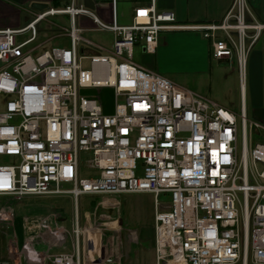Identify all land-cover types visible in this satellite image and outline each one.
I'll return each instance as SVG.
<instances>
[{
  "label": "built area",
  "instance_id": "obj_1",
  "mask_svg": "<svg viewBox=\"0 0 264 264\" xmlns=\"http://www.w3.org/2000/svg\"><path fill=\"white\" fill-rule=\"evenodd\" d=\"M118 1L110 0L109 20L83 0H69L24 27L0 28V94L7 98L0 156L16 160L0 166V197L18 203L71 195L76 206L72 252H41L29 242L26 262L0 264H122L114 256L83 262L79 200L129 193L154 195L155 264H264V124L250 122L244 106L239 115L134 56L137 44L156 53L163 32L198 31L214 59L236 60L243 89L264 19L252 13L248 0H235L220 21L181 24L174 12L149 0L136 7L130 24H121ZM57 15L69 17L59 39L69 38L70 45L41 51L43 45L34 44L38 23ZM81 17L92 22L90 30L113 35L109 49L83 36ZM105 90L114 95L109 113ZM161 196L168 198L165 208ZM12 210L3 207L2 219H13L14 226ZM62 216L55 211L39 218L38 227L52 244L66 246Z\"/></svg>",
  "mask_w": 264,
  "mask_h": 264
},
{
  "label": "rangeland",
  "instance_id": "obj_2",
  "mask_svg": "<svg viewBox=\"0 0 264 264\" xmlns=\"http://www.w3.org/2000/svg\"><path fill=\"white\" fill-rule=\"evenodd\" d=\"M125 1L127 0L118 1L120 14L126 10L123 9V3H125ZM125 8H128V6ZM125 15H127L128 18L124 19V21L121 20V23L130 24L132 22V16H130V14ZM105 16H110L108 9H105ZM50 19L55 21L56 26L51 30H48L47 28L41 30L43 34L41 33L36 43H34H41L43 45L40 48L41 51L51 49L57 45H70L69 38L63 37L59 39V34L64 32L62 28L70 26L69 17L67 15H57ZM86 25L93 27L92 22L91 24L88 23ZM184 31H172L176 33H173L171 42L168 45L163 42L161 44L162 49L156 56L143 52L142 45H137L134 53L135 60L145 65H151L158 59L162 68L160 71L167 74V78L184 88L194 91L235 111L240 115L242 107L241 83L236 60H234V63L232 64L228 62L218 63L213 57L210 58L208 52L209 42L200 32L192 30H187L191 32ZM103 34L102 31L90 29L83 32L84 37L90 38L96 43L108 45L110 42L109 40H104L102 37ZM167 34L169 33H166L165 36H167ZM262 36H264V33ZM93 53H95V51L90 50L89 55H92ZM82 64L85 68L90 67V61L87 59H84ZM246 80H249V64ZM102 95L105 102L106 113H109L114 105L113 92L105 90L102 92ZM6 101L7 98L0 94V113L4 112ZM246 114L250 122L254 121L251 109H248V113ZM238 123L239 127H241L240 118L238 119ZM253 137L252 140L258 138L255 132ZM238 150L241 154V131H239L238 135ZM15 161L16 160L12 157L0 156V166L12 164ZM51 197L54 196L32 197L37 201H32L31 204L33 205H28L25 209L30 214L43 215L48 212V209H50L47 206L48 203L55 207L64 208L65 216L60 217V220L61 224H64L69 231L67 247L63 249L55 248L54 250L55 252L69 253L74 249V216L76 206L72 197L69 195H62V197L58 199H53ZM116 197L118 200H114ZM116 197L105 195H83L80 197L79 221L81 231H83V234H81L79 239L81 258L83 259L85 255L88 256L90 254L88 232L95 230L100 231L99 240L102 236L101 238H103L104 243H106L108 237L111 238L112 236L117 240L116 242H118L117 244L119 246L116 244V247L119 249L118 254L121 255L120 258L122 264H155V262H151L155 260L154 252L148 249L146 243L139 241L136 238L137 235L141 236L146 230H152L151 227L154 224L155 217L154 195L152 193H129ZM167 199L166 196H161L160 201L162 206L166 205ZM14 204L15 202H13V200L7 197H0V259H2L1 256H9L6 245V235H8V231L13 228V219H10L9 222L2 219V208L7 205L12 206V218H15V214H17L16 226L22 227L21 225L24 216L26 215L24 211H17ZM163 208H165V206H163ZM87 211L88 213H86ZM112 222H115L116 224L113 226L107 225ZM115 226L117 227L116 229L114 228ZM111 239L110 241L112 242Z\"/></svg>",
  "mask_w": 264,
  "mask_h": 264
},
{
  "label": "crops",
  "instance_id": "obj_3",
  "mask_svg": "<svg viewBox=\"0 0 264 264\" xmlns=\"http://www.w3.org/2000/svg\"><path fill=\"white\" fill-rule=\"evenodd\" d=\"M93 1L95 2L94 11L104 19L109 20L110 16L109 17L105 16V9H108L110 14V7H111L110 0H93ZM35 2L47 3L49 4V7L42 11L37 10L32 7V4ZM58 2L60 3V5L59 7L56 8H62L69 2V0H58ZM148 2L149 0H127L125 1V3H123L124 5L123 9L126 10L121 14L119 12V2H118L117 4L118 22L121 23V20L124 21V19L128 18V16L125 14H130V16H132L133 18L136 7L147 4ZM234 2L235 0H156V6L158 10L174 12L177 16L178 22L181 24H195V23L217 22L222 20L224 16L227 14V12L232 8ZM248 3L252 13L259 19H264V0H248ZM126 6H128V8H125ZM52 7H55L53 6V0H0V28L24 27L30 20L34 18L36 14L49 10ZM51 17L53 16H47L45 19L41 20L38 23L39 37L42 33L41 30L45 28L51 30L53 29V27L56 26L55 21L50 19ZM80 23L81 24L83 23V25L87 28V30L92 28L89 27V25H86L88 23L91 24V21L85 17L80 18ZM173 31H177V30H173ZM179 31H184V30H179ZM184 32H191V31L186 30ZM103 33L104 34L102 37L104 38V40H109L110 43L108 45H104L101 43L99 44L109 49L113 42V35L110 32H103ZM166 33L169 34L165 36ZM173 33L176 32L171 31L170 33V31H167L161 34L160 43H159L160 45L157 49V52L152 54L153 56L154 55L156 56L160 53V50L162 49L161 44L163 42L167 45L171 42V37ZM142 51L145 52L143 46H142ZM208 52L211 58L212 56L210 54V43H209ZM216 61L218 63L227 62L226 60H216ZM138 63L145 66L148 69L163 74L166 77L168 76L164 72L160 71L162 70V68L160 66V61H158V59L155 63H152L151 65H145L141 62ZM241 103L242 106H244L246 113H248V109H251V114L253 116L254 121H259L264 124V36L260 37V39L255 44L251 52L250 60H249V80H246L243 89L241 87ZM69 196L72 197L71 195ZM60 197H62V195L54 196L51 198L58 199ZM34 199L35 198L29 197L27 199H24L25 200V201L23 200L24 202L21 201L14 204L15 209L17 208V211L18 210L24 211L26 215L24 216V220L21 225L22 227H20V226H16L17 214H15L14 226L8 231L9 232L8 235H6V245L9 256L8 257L1 256L2 259L0 260H4L7 262H26L23 251L25 250V244L26 243L28 244L29 242L33 248L35 247L36 250L41 252L46 251L50 248L52 253H60V252H55L54 249L55 248L63 249L67 247V245L61 246L57 244L56 245L52 244L51 243L52 238H50L51 237L50 234H48V232L45 230H40L38 227L40 222L39 218L51 215L55 211L60 212L63 216H65L64 208L55 207L54 205L48 203L47 206L50 209H48V212H46V214L33 215L30 214L25 208L28 205L32 206L33 205L31 204L32 201H37ZM114 200H118L117 197ZM86 213H88V211ZM154 223H155V219H154ZM114 224L116 223L112 222L111 224H107V225L113 226ZM62 225L64 226V224ZM114 228L116 229L117 227L115 226ZM151 228L152 230H146V232L142 233L141 236L137 235L136 238L137 240L146 243L148 249L154 252L155 260L151 262H156L154 224ZM99 234L100 231H95V230L88 232V238H89L88 244H89L90 254L88 256L86 255L84 256L83 262H96L107 256H114L118 258L120 262H122L120 258L121 255L118 254L119 249H117L116 247V244L118 243L116 242L117 240L113 236L111 237L112 239L108 237L106 241L107 243L106 245V243H104L103 241V238H101L102 236L100 237L101 241L99 240ZM109 238L112 240V242L110 241ZM117 246L119 245L117 244ZM12 248L14 250H12Z\"/></svg>",
  "mask_w": 264,
  "mask_h": 264
},
{
  "label": "water",
  "instance_id": "obj_4",
  "mask_svg": "<svg viewBox=\"0 0 264 264\" xmlns=\"http://www.w3.org/2000/svg\"><path fill=\"white\" fill-rule=\"evenodd\" d=\"M84 5L86 7H89L90 9L94 10L95 9V2L93 0H84ZM32 7L37 9V10H45L49 7V4L47 3H39L35 2L32 4Z\"/></svg>",
  "mask_w": 264,
  "mask_h": 264
},
{
  "label": "trees",
  "instance_id": "obj_5",
  "mask_svg": "<svg viewBox=\"0 0 264 264\" xmlns=\"http://www.w3.org/2000/svg\"><path fill=\"white\" fill-rule=\"evenodd\" d=\"M60 3L58 2V0H53V6L55 7H59Z\"/></svg>",
  "mask_w": 264,
  "mask_h": 264
},
{
  "label": "bare ground",
  "instance_id": "obj_6",
  "mask_svg": "<svg viewBox=\"0 0 264 264\" xmlns=\"http://www.w3.org/2000/svg\"><path fill=\"white\" fill-rule=\"evenodd\" d=\"M117 203V202H116ZM33 238V237H32ZM51 238V237H50ZM47 239V238H46ZM52 241V240H51Z\"/></svg>",
  "mask_w": 264,
  "mask_h": 264
}]
</instances>
